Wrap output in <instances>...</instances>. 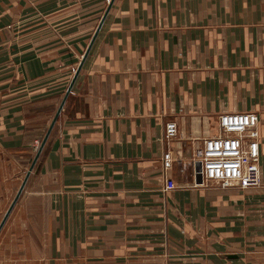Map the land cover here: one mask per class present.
<instances>
[{"label":"crops","instance_id":"1","mask_svg":"<svg viewBox=\"0 0 264 264\" xmlns=\"http://www.w3.org/2000/svg\"><path fill=\"white\" fill-rule=\"evenodd\" d=\"M109 2L0 0V223ZM244 111L260 118L262 187L195 186L194 147ZM171 120L185 160L165 191ZM0 264H264V0H115Z\"/></svg>","mask_w":264,"mask_h":264},{"label":"built area","instance_id":"2","mask_svg":"<svg viewBox=\"0 0 264 264\" xmlns=\"http://www.w3.org/2000/svg\"><path fill=\"white\" fill-rule=\"evenodd\" d=\"M175 120L166 122L162 142V176L164 190L178 187L171 172L183 156L176 154L171 144L178 137ZM260 118L255 111L225 112L218 118L217 131L200 140L189 161L194 167L195 186H217L242 190L262 187ZM40 143L36 145L38 150ZM199 164V169H198ZM201 182H197V176Z\"/></svg>","mask_w":264,"mask_h":264},{"label":"water","instance_id":"3","mask_svg":"<svg viewBox=\"0 0 264 264\" xmlns=\"http://www.w3.org/2000/svg\"><path fill=\"white\" fill-rule=\"evenodd\" d=\"M114 1L115 0H110V2H109V5H108L103 17H102L97 29H96V32L93 35L92 40H91V42H90L85 54L83 55V58H82V60H81V62L79 64V66L76 69L74 77H73V79H72V81H71V83H70V85H69V87H68V89H67V91H66V93H65V95H64V97H63V99H62V101H61V103H60V105H59V107H58V109H57V111H56V113H55V115H54V117H53L48 129H47V131H46V133H45V136L43 137V140H42V142H41V144H40V146H39V148H38V150H37V152H36V154H35V156L33 158L31 166H30L29 170L27 171L26 176H25V178H24V180H23V182H22V184H21V186H20V188H19V190H18L13 202L11 203L9 209L7 210V212H6V214H5L4 218H3V220L0 223V231L3 228L6 220L8 219L10 213L12 212L15 204L17 203L18 199L20 198V196H21V194H22V192H23V190L25 188V185H26V183H27V181H28V179H29V177L31 175V172L33 171V169H34V167H35V165H36V163H37V161H38V159H39V157H40V155L42 153V150H43V148H44V146H45V144H46V142H47V140H48V138H49L54 126H55V124L57 123V121L59 119V116H60V114H61V112H62V110L64 108V105H65V103H66V101H67V99H68V97H69V95H70V93L72 91V88H73V86H74V84H75V82H76V80H77V78H78V76L80 74V71L82 70V68L84 66V63H85V61H86V59H87V57H88V55L90 53V50H91V48H92V46H93V44H94V42H95V40H96V38L98 36V33H99L100 29L102 28V25H103L108 13H109ZM198 169H199V164H198ZM197 182H201V177L199 175L197 176Z\"/></svg>","mask_w":264,"mask_h":264},{"label":"rangeland","instance_id":"4","mask_svg":"<svg viewBox=\"0 0 264 264\" xmlns=\"http://www.w3.org/2000/svg\"><path fill=\"white\" fill-rule=\"evenodd\" d=\"M41 141V140H40ZM39 143V142H38ZM38 143L37 144H35V147H36V145H38ZM37 151V150H36Z\"/></svg>","mask_w":264,"mask_h":264}]
</instances>
